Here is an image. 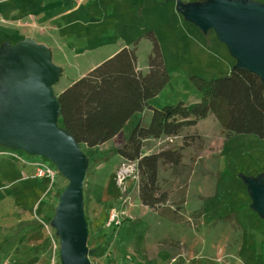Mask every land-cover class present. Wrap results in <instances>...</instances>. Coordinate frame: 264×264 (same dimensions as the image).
<instances>
[{
  "label": "rangeland",
  "instance_id": "obj_1",
  "mask_svg": "<svg viewBox=\"0 0 264 264\" xmlns=\"http://www.w3.org/2000/svg\"><path fill=\"white\" fill-rule=\"evenodd\" d=\"M202 1L206 0H49L51 16L76 8L72 16L58 23L62 24L60 27L68 25L64 31L39 40L46 43L53 53V63L61 69L54 94L63 92L79 76L87 74L92 65L118 49L136 47V67L146 74L152 49L146 36L152 32L169 82L150 101V107L198 103L201 95L192 77L205 81L227 77L236 65L213 32L203 34L186 19L183 8ZM251 1L264 4V0ZM80 35L93 38L88 47L80 46L77 39ZM97 35L100 41L94 39ZM89 47L92 54L85 55L83 50ZM150 118L149 110L135 115L116 139V145L125 141L138 124L147 127ZM181 145L184 150L180 166L161 165L158 176L161 192L169 195L168 206L182 211L184 225L179 226L166 223L162 214L140 204L138 181L132 176L118 184L117 177L127 163L114 153L113 142L97 152V156L106 160L98 165L91 162L83 185L88 249L95 250L96 255H102L103 251L101 264L121 261L128 264L131 258L125 259L126 256L133 260L144 256L157 258L163 264H176L181 259L184 264H264V220L251 209L245 184V180L264 177V139L252 135L226 138L221 125L210 115L197 126L183 129L178 139L163 138L147 143L145 149L154 154L166 148L178 150ZM15 152L27 159L38 158L53 168L55 175L52 181L48 180L51 194L60 184L67 185L50 162ZM85 155L91 157L92 152L85 150ZM2 160H6L4 156H0V163ZM124 195L128 202L122 207L126 215L121 226L107 228L108 211L119 208ZM39 220L36 218L38 224ZM49 226L47 234L53 235L57 246L54 264H60L59 242ZM49 241L50 252L43 264L52 263L51 238ZM179 241L187 243L188 252L171 261V257L179 254ZM94 257L90 256V261Z\"/></svg>",
  "mask_w": 264,
  "mask_h": 264
},
{
  "label": "trees",
  "instance_id": "obj_2",
  "mask_svg": "<svg viewBox=\"0 0 264 264\" xmlns=\"http://www.w3.org/2000/svg\"><path fill=\"white\" fill-rule=\"evenodd\" d=\"M146 38L152 45L146 74L137 70L136 47L121 49L57 96L58 124L84 153L92 152L89 165H98L106 158L97 156L96 149L121 134L135 115L149 110V125L138 124L114 153L135 165L139 202L157 211L169 199L168 193L159 188L160 166H180L184 145L178 150L162 149L145 155L144 143L178 137L183 129L197 126L210 115L221 125L226 138L252 135L264 139V85L258 76L232 68L229 76L210 81L192 77L201 95L198 103L153 109L149 103L167 86L169 75L154 34L150 32Z\"/></svg>",
  "mask_w": 264,
  "mask_h": 264
},
{
  "label": "water",
  "instance_id": "obj_3",
  "mask_svg": "<svg viewBox=\"0 0 264 264\" xmlns=\"http://www.w3.org/2000/svg\"><path fill=\"white\" fill-rule=\"evenodd\" d=\"M185 17L203 34L213 32L236 60L234 69L264 85V4L251 0H206L186 6ZM61 69L51 51L33 40L0 47V147L50 162L67 181L50 227L59 242L60 264H91L87 247L83 185L89 159L59 124L53 87ZM251 209L264 220V177L245 180Z\"/></svg>",
  "mask_w": 264,
  "mask_h": 264
},
{
  "label": "crops",
  "instance_id": "obj_4",
  "mask_svg": "<svg viewBox=\"0 0 264 264\" xmlns=\"http://www.w3.org/2000/svg\"><path fill=\"white\" fill-rule=\"evenodd\" d=\"M48 3L49 0H0V20L3 21L0 22V47L6 43L15 45L23 40H33L37 44L48 48L46 43L39 41L40 38L50 39L52 38L53 32L57 31L60 33L64 31L68 25L60 27L62 24L58 23L63 22L68 16H72L73 11L76 9H68L59 16H51V11L48 10L50 7ZM77 39L80 46L82 45L84 48L90 45L91 39L93 38L91 37V39H89L87 35H80ZM94 39L100 41V36L97 35ZM91 50L92 48L89 47L88 50L83 51L85 55H88L92 54ZM120 50L121 49H118L109 53L106 59L92 65L87 73L111 58ZM51 54L53 63L52 51ZM55 66L60 68L58 65ZM83 76L84 74L79 76L76 81ZM74 82L75 81L72 83ZM61 92L56 94V96ZM119 136L120 134L113 140L98 147L96 152L104 151L111 142L114 143L113 148L116 149L121 144L118 143L116 145L115 143ZM162 139L163 138L159 140ZM173 139H178V137ZM159 140L146 141L144 143L143 153L145 155L149 154L145 149L147 143L158 142ZM122 142L124 141L122 140ZM0 149V156H4L6 159L2 160L3 162L0 163V248L2 250L0 251L2 253L0 254V264L6 260L3 257H8L10 264H43L46 254L48 251L50 252V234H47L46 229L40 223H37L36 218L46 222L48 226L50 225L55 215L58 196L66 186L64 187L60 184L51 194V191H49L50 183L48 182V178L33 177L36 164H42L51 168L48 164L38 158L27 159L20 153L18 154L23 158L25 163H18L2 154L3 152L11 150L2 147H0ZM51 170L54 172L53 168H51ZM44 200H46V202H43ZM42 203H44V206L41 208ZM168 203L169 202H167L163 209H159L155 212L159 214L160 211H163L162 219L166 223H171L172 226L184 225L182 211L178 210V208L173 209V207L168 206ZM34 216H36V218ZM170 245H172V243ZM178 246L181 248L178 251L179 254L171 257V261H176L177 257L179 259L184 257V254L188 252L189 248L186 247L187 243L179 241ZM93 251L95 257L93 262L90 261L91 264H101L100 261H102V259L104 260L105 257L103 251L101 252L102 255H96L95 250ZM126 258H131L128 264L164 263H161L160 259L148 258L146 256L142 258L138 257L137 260H133V258L129 256H126L125 259ZM120 264H127V262L121 261ZM176 264H184V262L181 259V261H177Z\"/></svg>",
  "mask_w": 264,
  "mask_h": 264
},
{
  "label": "built area",
  "instance_id": "obj_5",
  "mask_svg": "<svg viewBox=\"0 0 264 264\" xmlns=\"http://www.w3.org/2000/svg\"><path fill=\"white\" fill-rule=\"evenodd\" d=\"M0 22H3L2 20H0ZM2 154H4L5 156H7L8 158H10L11 160L18 162V163H22L24 164L25 161L23 160V158L18 154V152L15 151H6L3 152ZM138 181V176H137V172L135 170V165L134 164H127V166H124L123 172H121L118 177H117V181L118 184H122L125 179L127 177H131ZM34 178H48L49 180L52 181L53 177H54V172L51 170V168L42 165V164H36L35 165V172H34ZM128 202V197L126 195H124V197H122L120 199V207L119 208H112L109 212V216H108V221L106 223V227L107 228H119L122 224V220L123 217H125V212L122 211V207L127 204ZM39 223L45 228H48V225L46 222L39 220ZM49 238H51V251L53 254L52 257V263L54 264V257L55 255H57V246L56 243L53 239V236H49ZM1 264H10L8 260H4Z\"/></svg>",
  "mask_w": 264,
  "mask_h": 264
}]
</instances>
